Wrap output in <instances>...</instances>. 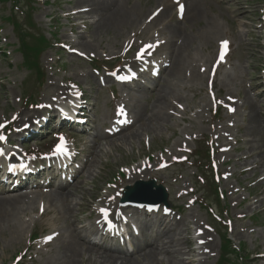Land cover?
<instances>
[{"label": "rangeland", "instance_id": "rangeland-1", "mask_svg": "<svg viewBox=\"0 0 264 264\" xmlns=\"http://www.w3.org/2000/svg\"><path fill=\"white\" fill-rule=\"evenodd\" d=\"M164 1L165 3H163ZM244 1L245 0H240L241 3ZM48 2L47 5H44L42 4V1H40L35 5V9H33V20L36 22V26L39 30L42 31L52 43L56 40L67 43L69 40H77V47H79L78 43L83 42L85 46L83 49L84 52L87 54L92 52L100 58L117 55L121 51L123 42L133 31H138L140 38L151 35L153 30L155 31L156 27L160 24L153 25V21L151 23L144 22V17L156 8L157 5H168L171 3L168 0H122L120 4H122L123 7L134 8V11L138 13V17L133 24H128L126 26L121 25L118 28V31L115 32L114 30L107 31L104 28L96 29V24L103 18L101 12L97 9L82 16L65 15L69 13L71 9L85 5L83 1L60 0V2H55V0H49ZM201 2H203V0ZM258 7L255 4L245 8V6L238 4L237 0H208L204 3L205 13L203 12L204 17L202 20L193 24H190L188 20L182 23L173 20L172 23L165 24L163 27L165 34L169 36V33L171 32L174 36V42L177 44L183 39V31L191 32L193 34L190 53L184 55L186 59L182 64L180 72L174 76H172L169 71L168 73L165 72L162 74L160 81L149 82V88H140L137 100L131 102V107L135 109L133 110V113L137 115V122L130 130L134 131L139 126L140 121L145 122L146 118L152 115V112L156 113L158 111L161 115H164L165 121L161 124L152 121L149 129L146 128V131L139 129V138H134L130 142L120 143V139L105 138L106 141L104 140L102 143L100 142L98 146H95V157L94 159L92 158L89 168L83 174L84 177L79 181L77 187H70L66 191L69 192V194L64 201L68 202L67 207L69 206V213L71 215V217L67 219L66 216L63 217V221L66 225H74V228H79L82 232H90L92 230L89 222L84 223L85 227H82V225L79 224V221L83 219V217L79 214L78 206H81V204L85 205L88 202L92 193V185L90 181L99 174L101 162L107 163L111 166L109 170H102L103 174H101V176L106 178L116 171L119 165L125 164L131 160H136L144 153L155 152L163 147H165V149H168V147L169 149L170 147H175L183 141H186V136L192 135L194 137H199L200 135L206 136L208 133L213 134L214 131L212 129H217L223 124L222 121H214L213 113H211L209 107L210 103L205 89L206 75L202 79L200 75L203 73L200 72V75L197 73L200 65L203 67L209 65L214 55L215 43L217 39L223 35L222 25H229V27L234 30V38H236V42H239L241 46H238L237 51L234 54L235 65L223 74H219L215 80L217 81L215 88L221 93L220 96L228 94L232 97H237L238 99L239 97H246L247 101L250 100V98H253V94L256 92L255 88L259 86V82L252 80V77L254 75L258 80L257 69L264 61V44L263 40L257 38L256 41L259 45L258 47L255 48L254 44H251L247 46L249 51L242 48V45L245 43L253 42V38L257 34H252V31H254L259 25L253 21H245V18L241 17L240 14L250 13L252 10H255L254 13H256ZM9 10L10 3L5 5L0 4V15H7ZM104 10L112 11L113 6L109 8H106L105 6ZM168 13L169 11L166 10L165 15L168 16ZM254 16H256V14H254ZM248 17L251 16H247V18ZM208 18L211 20L212 24L217 26L216 31H202ZM80 22H85L87 28L85 27V23L83 24ZM244 22H247V24H244ZM80 26H82V28ZM177 29L178 33H174ZM50 31L55 32L58 39H52L49 34ZM16 42L17 39L12 30L11 24L8 22L3 23L2 29H0V47H3V45L8 46L5 50L8 54L9 64H11L8 67L5 62L6 60L0 57V78L4 79L3 83L0 84V106L4 111H9L16 107L17 103L15 102V97L19 95L20 91L22 94H25V91L27 94L32 93V97L36 98L37 96H41L42 94H40V92H44V90L46 93L48 89L54 90V87L49 84L51 79L56 82H61V79L64 76L66 77V75L73 80H78L79 84L81 83V85L87 89V95L92 94V97H98V101L101 100L104 104L108 103L106 97L107 93L104 90H100V85L96 83V75L92 71V68L85 61L74 55L65 54L64 52L59 53L56 47L44 51L39 60L41 70L43 71L44 76H46V81L44 80L45 82L43 85L42 83L38 84L35 82L36 80L33 85H31L32 82L27 84V79L31 75L35 76V74H29V72L20 65L21 58L16 50V53L10 55V51L15 47ZM252 51H255L254 58H251V56H253L251 54ZM51 58L55 60V64L63 65L65 69L57 70L54 67L53 70H50V63L48 61ZM191 62H196V71L185 69V67L190 65ZM253 66H257V69H254ZM250 80L253 85L252 90H248L247 88ZM14 82L16 83V86L13 85ZM161 86L165 88L166 103L162 106L161 110H159L158 102L156 104L157 107L154 108L156 103L155 92ZM43 87L45 89H43ZM237 94H239V97ZM172 101L182 104L184 112H182L181 109H177L179 110L178 113L175 112V114H172V111L175 110L174 106L171 104ZM240 107L241 106L239 105V112L242 111ZM245 107L246 110L244 112L246 116L244 117H241L237 113L233 116H228L225 111L218 112V115H220L222 119L231 120L230 123H234V126H227L226 121L224 122L225 126L229 127L233 133H243L244 137L249 139V141L244 144L243 149H247V151L252 154L250 157L246 160H236V154L228 155V157L232 158L231 167L235 172V177L240 181L264 175V148L261 145L260 131L251 128L253 133L249 132L251 126L248 123L250 110L247 104ZM138 118L140 121H138ZM242 124H244V128L241 130L239 126ZM144 135L149 137V146H145L143 143ZM229 138L230 137H228V139ZM200 142L202 144L203 140L201 139L200 141L194 142V146L198 147ZM191 146H193V144H191ZM238 147V152H240V145ZM254 163H258L257 168L251 169L241 175L238 174V171L242 167L252 166ZM195 164L198 163L196 162ZM195 169H197L195 166H174L167 171L160 172L158 178L161 183L165 180L166 186L176 190L178 185L184 183V181L174 182L175 178H177L176 174L183 171L186 177L195 180V177H192ZM197 171L201 172V168L199 167ZM232 182L233 181H229L221 184V186L223 185L226 187L227 192H225L224 198H220L219 204L215 200V195L208 191V188H204L205 191H201L206 196L209 194V199L213 202V206L218 212H220V214L224 213V208H228L229 216H233L234 213H247L245 219L239 220L235 223V229L229 233V236L234 243L240 241L239 246H241L245 254L249 256L250 264H264V259L253 260V255H249L252 251H264V192L258 195L256 202L253 199H250L245 203L242 202L239 208L235 205V202L230 199L235 196L232 192L230 193ZM260 186L264 188V180ZM243 195H245V193H243ZM48 197L50 198V195H48ZM59 207L61 209V206ZM239 209L241 211L237 212ZM253 211L258 212V214L250 219L248 216ZM184 218L186 222L183 225L182 222L184 221ZM196 218L198 222L203 218L209 219V215L204 209H197V206H194L192 210L185 212L183 218L180 220L182 225L180 229L182 235H187L188 239L190 235L187 234V231L192 227V231H190L193 232V229L198 226L195 223ZM175 233H177V231ZM12 234L13 232L6 228H3V233H0V264H3L6 260L11 258L23 242L25 234L21 236L19 241L14 240L11 237ZM160 235L161 234L159 233H157V235L155 233L154 237L159 238ZM210 235L214 238L211 252L218 251L220 239L214 234ZM69 237L70 231L69 234L62 238L64 241H57L51 248V252L44 255L42 260L35 262L34 264H53L54 260L58 263L60 255L58 254V248L60 244L62 242H75V239ZM180 238H182L181 235L174 234V242H177L176 246L173 247V251L177 247L181 250L180 254L174 253V260L183 261L184 264L216 263L217 256H196L193 252L188 250L190 246L189 242L183 241V239ZM77 264H80V261H78Z\"/></svg>", "mask_w": 264, "mask_h": 264}, {"label": "bare ground", "instance_id": "bare-ground-1", "mask_svg": "<svg viewBox=\"0 0 264 264\" xmlns=\"http://www.w3.org/2000/svg\"><path fill=\"white\" fill-rule=\"evenodd\" d=\"M86 1L87 5L91 7V9H97L101 12V16L103 18L98 22L96 29H101L104 28L106 30H114L115 32L118 31V28L120 25L126 26L130 24L133 20H135L137 15L135 14L134 8H126L123 7L122 4H120L121 0H106L109 1L107 6H113L112 11H106L104 10V7L106 4H104L105 0H84ZM90 9V10H91ZM187 18L191 22H198L200 18L203 16L201 7L199 4H194L191 9H188L187 11ZM185 12V13H186ZM164 14L163 12L160 13L159 15ZM158 15V16H159ZM162 17V16H160ZM216 26V25H215ZM213 25H206L204 28L206 29H211ZM215 28V27H214ZM217 29V26H216ZM191 34L184 33V38L182 42L176 47L177 50L174 52L173 56V62L172 66L170 67L169 71L172 75L180 72L182 68V64L185 61L186 58H184V50H189L190 46L192 44L191 41ZM156 101H158V108L161 110L162 106L165 105L166 103V96H165V89L161 88L157 91V97ZM254 101V100H253ZM257 103L256 101H254ZM251 103V106L254 109V117H258L257 115V110H256V104ZM252 117V124L255 123V118ZM152 121H155L156 123L160 124L165 121V116L161 115L158 111L156 113L152 112V115L146 118V121L140 123V127L142 129H149L151 126L150 124ZM137 136V130L136 131H130L127 134H122L120 136H117L120 138L122 141H125L129 138H135ZM54 198H61L63 197L66 198L67 194H63L60 191H56ZM12 211H4L2 208L4 207V202L3 200L0 199V218L4 217L6 219L4 222L0 220V225L3 224L5 226H9V228H12L14 226V218L16 217L17 214H20L21 211H24L22 208V205L16 198H12L10 200ZM3 219V218H2ZM79 238L78 240L76 239V242L69 244H63L60 246V264H75L77 261L78 256L81 254V252H87L90 255H97L98 258L107 264H113L117 261V255L114 250H107V249H102L98 248L95 246L90 245H84L81 243V236L77 235ZM158 247L157 243H153L147 250H145L142 254L143 256V261L146 262V264H155L156 263V251L155 249ZM168 256V261L170 264H173L171 254L167 255ZM121 263L123 264H144L142 261L139 262L137 261V258H132V259H121Z\"/></svg>", "mask_w": 264, "mask_h": 264}, {"label": "snow or ice", "instance_id": "snow-or-ice-1", "mask_svg": "<svg viewBox=\"0 0 264 264\" xmlns=\"http://www.w3.org/2000/svg\"><path fill=\"white\" fill-rule=\"evenodd\" d=\"M177 3L179 4V0H177ZM178 10H179V13L181 14V17H182L183 12H184V6H183V4H179V9ZM227 43H228L227 41L223 42L224 49L227 48ZM148 47H152V46L150 45ZM221 59H223V53L221 54ZM0 139H3V137H0ZM61 140L63 141V138L62 137H61ZM49 239H51V237H49Z\"/></svg>", "mask_w": 264, "mask_h": 264}]
</instances>
